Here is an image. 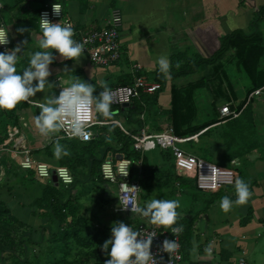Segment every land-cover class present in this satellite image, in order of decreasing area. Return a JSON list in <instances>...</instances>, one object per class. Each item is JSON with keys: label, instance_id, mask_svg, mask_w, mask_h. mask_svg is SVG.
<instances>
[{"label": "crops", "instance_id": "obj_1", "mask_svg": "<svg viewBox=\"0 0 264 264\" xmlns=\"http://www.w3.org/2000/svg\"><path fill=\"white\" fill-rule=\"evenodd\" d=\"M52 1L56 0H0V21H4L8 27L13 48L20 41H28L17 63L19 72L28 66L32 53L41 51L38 47V41L42 35L38 15L40 10ZM57 1L64 4L66 17L70 18L77 28L83 29L104 26L112 9L118 6V2H123L126 6L132 5V8L128 6V20H124V27L121 31V40L126 51L125 59L126 62L132 64L131 68L134 64H138L142 67L144 74L153 77L159 69L157 61L161 55H167L171 60L174 53L189 51L190 54L211 58L221 47L223 38L237 31L251 33L256 29L264 36V0ZM3 11L7 12L8 21L3 16ZM178 12L183 13L180 15ZM185 14L187 17L184 16ZM20 27L28 31L19 34L17 29ZM231 50H228L218 63H221L223 70L227 72L234 92L230 91L225 81L223 89L227 96L214 101L206 87L197 88L193 94L197 106L194 125H206V127L193 134L181 145L187 151L221 167H232L234 160L237 171L236 179H243L248 183L252 196L245 205L233 204L232 209L225 213L219 206L220 200L228 196L233 202L235 201V183L216 192H205L193 186L181 187L180 185L176 186V190L167 187L165 191H161L166 199H175L180 202V207L177 209L179 219L176 224L183 226L184 256L185 261L189 263L235 264L239 257L245 256L252 264H264V93L253 96L249 101V95L255 91L249 92L252 88L250 81V86L245 87L244 98L238 104L240 94L229 71L232 63L227 60L231 58L234 51ZM53 55L56 56V60L50 65L52 73L50 78H53L61 69H56L58 66L67 68L68 72L74 75L73 79L77 76L85 82L94 84L95 87L101 86L102 83L117 84L126 75H131V69L128 72L125 70L118 72L120 62L105 70L96 67L84 55L76 61L62 60L55 52ZM213 67L214 63L211 62L201 69L182 74L174 79L170 75V78L164 79L165 84L157 93H145V96L142 94L139 99L143 105L142 110L140 107L136 109L135 104L131 109H129L131 104L121 106L127 108L126 111L116 110L117 115L113 120H118L124 129L119 124L114 123V125L130 134L138 133L142 128L151 134L166 132L170 129L175 132L170 116L173 85L178 89H184L190 83L201 81L206 76L209 78L213 75ZM188 75L191 76V81L180 80ZM259 88H264V86ZM227 103H230L232 108L242 109L238 118L223 119L220 109ZM23 104H27L28 116L34 117L30 103H20L15 110V115L17 113L20 115V125H9L10 127H7L4 133L7 132L8 138L11 133L13 135L18 133L16 137L22 138L20 142L31 150V155L35 159L48 163L53 168L65 166H57L54 160L44 152V149L52 146L53 143L41 137L31 124V128L26 127L27 124L22 118L28 117L25 111L21 110ZM4 111L0 110V114L9 113V111ZM100 120H105V118L102 117ZM211 122L214 123L208 125ZM27 128L30 132L26 130ZM59 136L62 137V132ZM111 143H116V141ZM116 145L113 144L115 147ZM157 154L151 153L148 157L146 153V161L153 166H164L161 162V159L164 160L162 151ZM14 163L22 168L17 160ZM179 172L187 179H194L196 182L194 177L185 172ZM134 174L138 177L140 168ZM37 179L40 178L37 177ZM14 201L9 200L8 203L16 207ZM23 208L26 207L23 206ZM29 211L31 214V209ZM27 213L23 211L22 215ZM34 218L37 219V217ZM244 219L248 221L243 224L241 222ZM210 243L213 245V252L212 256L208 257L205 247Z\"/></svg>", "mask_w": 264, "mask_h": 264}, {"label": "trees", "instance_id": "obj_2", "mask_svg": "<svg viewBox=\"0 0 264 264\" xmlns=\"http://www.w3.org/2000/svg\"><path fill=\"white\" fill-rule=\"evenodd\" d=\"M230 49L235 50L234 56L236 57L237 63L244 69L251 81L252 88L249 89V92L264 86V65H261L264 59V36L256 29L251 33L237 31L225 36L221 47L211 58H204L199 54H190L189 51L174 53L170 60L172 65L170 75L173 79L182 74L201 69L205 64L214 63L213 75L211 77L208 78L206 76L201 81L190 83L184 89H178L173 85L170 116L177 135L191 137L206 127V125H194L197 106L193 94L197 88L206 87L214 101L227 96L226 91L223 89L225 81H227L230 91L234 92L227 72L223 70V65L218 63L221 57ZM177 62H181L179 69L175 66ZM154 77L158 78L162 85L165 84V77L159 72V69ZM206 80L207 83H205ZM132 82L133 77L126 75L117 84L106 85L109 88H113L117 85L131 84ZM95 89V94L97 95L103 91L101 86H97ZM141 97L135 99L129 106V109L135 104L136 109L140 107L142 110L143 105L139 100ZM111 109L113 112L116 110L120 112L128 110L121 106L112 105ZM15 110L16 108L9 112L15 114ZM212 123L214 122L208 125ZM109 127H114L112 133H109ZM97 130V137L88 142L63 137L60 143L66 146L70 152L69 156L57 159L54 156L53 145L44 149L47 156L53 159L57 166L65 165L69 167L75 176V182L71 186H65L63 184L56 185L52 181V183L43 188L41 195L34 198L29 205H25L31 209V215L33 217H39L43 221L40 230L42 229V232L45 234L48 233V247H52L54 253L52 252V255L49 256V262L46 264H105V261L110 258L102 250V245L106 240L111 238V228L114 223L110 225L105 223L101 226L97 225L96 233L89 232V225L87 223L90 222V219L82 214L81 207L79 206L80 203L75 201L76 198H74V194L72 193L73 187L76 186H79L83 190V193H80L81 195L92 194L97 189L101 201L97 199L96 201L99 202L101 207H104L105 204L109 205V199L105 197L107 183L101 175V167L104 161L110 157L115 160L118 159L117 157L119 155H122L133 160V162L142 159L141 168L143 178L141 179V197L146 184H150L153 181L162 184L170 182L168 179L172 181L177 179L181 187L193 186L198 189L194 179L172 176L170 171L176 169L172 152L159 150L164 155V166H153L146 161V154L142 155L141 152L135 149V141L131 135L125 133L119 126L113 123L99 127ZM109 134L112 136V141H116V143H113L117 144L116 147L112 143L106 142L105 137ZM7 138V132H0V144L4 143ZM37 158L41 159L40 156H37ZM14 162L15 160L13 159L5 160L7 172L2 181H0V188L7 182L12 173H17L18 171L21 174L25 173L23 175L25 182L36 184L38 177L36 172L33 169H22ZM11 169L15 171L10 173ZM134 173L133 171V176L135 175ZM145 179L147 180L145 182L146 184L143 182ZM168 186L170 188L172 187L169 183ZM174 186L175 183L173 184ZM86 187L89 188L87 189ZM12 208L13 204L0 198V258L3 264H9L10 260L13 261V264H28L29 260L26 253L29 250V243L33 242L32 236L27 230L30 226L27 224L28 221L22 217L20 219L13 212ZM126 214L128 215L129 213ZM129 219L130 225L134 218ZM248 219H244L241 223H246ZM101 221L103 222L104 220L102 219Z\"/></svg>", "mask_w": 264, "mask_h": 264}, {"label": "clouds", "instance_id": "obj_3", "mask_svg": "<svg viewBox=\"0 0 264 264\" xmlns=\"http://www.w3.org/2000/svg\"><path fill=\"white\" fill-rule=\"evenodd\" d=\"M53 14L59 16L62 12L61 6L57 3L52 5ZM41 38L38 47L41 51H36L30 55L28 66L22 72L17 70V63L20 54L24 52L27 40L20 41L13 49L0 52V110L12 111L20 103L27 102L39 108V114L34 117V126L38 134L45 140L53 143L54 156L60 159L69 156L70 152L65 145L60 143L63 137L59 133L67 131L71 138H90V133H86L87 122L83 119L85 114H95L102 116L106 121H112L117 115L111 109L114 101L112 90L101 84L103 91L95 94V86L85 82L77 76L66 87H61L59 95H51L45 98L44 102H38L32 98L37 93H42L47 86H53L48 78L51 76L50 65L56 60L53 52L58 53L62 60H80L84 53L83 43L74 39L75 32L71 23L51 22L47 18V13L40 18ZM28 31L24 27L17 29L19 34ZM9 30L0 27V45H8ZM159 72L165 78H170L171 62L167 55L158 58ZM176 68L181 67V62L176 63ZM65 72H68L65 68ZM35 82V83H34ZM114 127H109L112 133ZM107 143L112 142V136L105 137ZM43 171V170H42ZM215 172V169L213 170ZM60 176L66 183H71V177L67 170H62ZM215 187V185L213 186ZM236 199L233 202L228 196L220 200V208L228 213L233 204L237 206L245 205L252 192L248 183L243 179L235 180ZM131 205V212L146 218L155 226L171 229L175 236L183 231V226L175 227L179 213L177 209L180 202L175 199H151L143 207L138 203H129L125 200L122 210H128ZM155 233H148L146 236L134 230L131 226L122 221L114 222L111 228V238L102 245V250L110 257L105 264H163V257L159 261L153 255L151 247ZM176 240L165 239L162 246L158 248L159 253H167L170 257L178 250ZM110 249V251H109ZM213 245L210 243L205 247L208 257L212 256Z\"/></svg>", "mask_w": 264, "mask_h": 264}, {"label": "built area", "instance_id": "obj_4", "mask_svg": "<svg viewBox=\"0 0 264 264\" xmlns=\"http://www.w3.org/2000/svg\"><path fill=\"white\" fill-rule=\"evenodd\" d=\"M59 4L62 12L59 16L53 14L52 5ZM47 13V18L51 22L71 23L75 32L74 39L84 45V56H87L90 61L99 68H111L113 65L119 63L125 56L124 45L121 40V31L124 27V13L119 7L112 9L111 15L108 18L104 26H93L89 29L77 28L72 20L65 15V6L60 1H52L43 7L38 15V24L40 27V18L42 14ZM0 27L8 29L4 21H0ZM10 43L6 46L0 45V52L11 50L13 48V41L9 33ZM131 75L133 82L131 84H121L116 87L110 88L114 94V101L111 105L123 106L125 104H131L135 99L140 98L142 94L149 93L155 94L162 89L161 81L153 76H148L143 73L142 67L138 64H134L131 68ZM66 87V86H63ZM61 91V87L59 92ZM264 88H258L252 92L248 100L255 95L263 94ZM223 119H236L240 116L242 109L232 108L230 103L223 105L220 109ZM83 119L87 122L86 133H90V138L78 139L82 142H88L93 140L98 135V127H103L109 123L119 124L122 128V124L118 120L106 121L95 119V114H85ZM124 129V128H123ZM62 137L71 138L67 131H61ZM127 134H130L125 130ZM18 134V133H17ZM16 134V135H17ZM13 133L10 134L7 141L0 144V181L4 178L7 172L5 160L13 159L17 160L21 167L25 170H35L39 178H51L55 174L58 178L59 184L65 186H71L75 182V176L71 170L66 166H58L53 168L50 164L39 161L31 155V150L22 144L21 137H16ZM134 139V147L136 150L142 153L159 149L165 152H172L177 170L185 172L186 174L196 179L197 187L205 192H216L226 186L233 185L236 180V165L232 161V167H221L213 162H210L193 152L187 151L182 147V143L190 139V137H182L177 135L173 129L166 132L159 133H148L146 129L142 128L141 131L135 134H130ZM140 174L138 177L133 176V160L123 157L122 159H112L111 157L104 161L101 167V175L109 186H114L117 189L118 194V206L114 209L117 214L129 213L145 219L144 221H136L131 226L134 230L141 232L142 235L148 233H155L156 236L153 238V244L151 251L156 259L159 261L160 256L163 257V264H170V257L167 253H159L158 248L162 246L165 239L176 240L179 247L178 250L171 257V264H197L193 262H186L183 253L182 245V233L183 231L175 236L171 233V229L161 228L150 223H147L146 218L131 212V205L128 210H122L124 201L127 200L129 203H138L141 206V174H142V159L138 160ZM215 169V172L213 171ZM43 170V171H42ZM62 170H67L70 177L71 183H66L63 177L60 176ZM215 185V187H213ZM112 191V190H111ZM116 194V195H117ZM142 207V206H141ZM108 208L111 210V206ZM135 221V220H133ZM179 227L180 225H174ZM0 264H3L0 258ZM235 264H252L248 261L247 257L241 256Z\"/></svg>", "mask_w": 264, "mask_h": 264}, {"label": "rangeland", "instance_id": "obj_5", "mask_svg": "<svg viewBox=\"0 0 264 264\" xmlns=\"http://www.w3.org/2000/svg\"><path fill=\"white\" fill-rule=\"evenodd\" d=\"M120 9L123 10L124 16H126V18H124V20H128L127 16H128V9L132 8V5H127L124 4L123 2H118L117 3ZM129 6V8H128ZM7 12L3 11V16L6 18V20L8 21V14H6ZM180 15L183 13L178 12ZM177 14V13H176ZM185 17H187V14L184 15ZM264 23V22H263ZM128 24V22H127ZM264 25V24H263ZM261 25V27L263 26ZM13 49V48H12ZM232 51V50H231ZM235 51V50H234ZM233 51L231 58L227 59L228 62H231L232 64L229 66V71L232 74L233 77V81L235 83V87H237V91L240 94V99L237 100L238 104L241 103L242 99L244 98L245 95V87H249L250 86V80L248 75L245 73L244 69L237 63L236 57L234 56L235 52ZM25 62V61H23ZM120 65L119 70H125L126 72H128L131 69V63L129 64L128 62H126L125 56L122 58V60L119 63ZM261 65H264V59L261 62ZM61 68V69H60ZM56 69H60L59 71H57L56 75L53 76V78H48L49 83H51L53 86H47L45 87V90L42 93H37L35 97H33V99L39 100L41 102H44L45 98L51 95H59V89L61 86L66 85L68 86V84L73 80L74 75L70 72H65L64 67H56ZM105 70L109 69V68H103ZM117 69V68H116ZM180 80H186V81H191L192 78L190 75H188L187 77H183ZM35 83V82H34ZM94 85V84H93ZM241 100V101H240ZM27 104H23L21 107V110L26 113L27 110ZM32 107V112L34 114V117L36 115L39 114V108L37 106H35L34 104H30ZM19 110V111H21ZM5 112V111H4ZM31 112V111H29ZM25 118L23 117L22 119L24 120V122L27 124L26 127L30 128L32 126H34V117L30 118L28 116ZM17 116V117H16ZM102 118V116H97L95 115V119L100 120ZM20 115L17 113L16 115L9 112L7 114L1 115L0 114V132L4 133L5 129L7 127H10L9 125H20ZM32 126H31V125ZM35 127V126H34ZM96 127H100L99 125H97ZM26 130H29V128H27ZM35 131H37L34 128ZM159 152V149H157L154 152H147V156L149 157L151 153L157 154ZM158 155V154H157ZM160 158L161 155H160ZM162 164H164V160L161 159ZM157 163V161H156ZM138 168H139V163L138 162H134V172H138ZM12 171H15L13 169L10 170V173ZM18 171V170H17ZM170 173L172 174V176H176V177H180L182 176L183 178H186L185 175H183L181 172L177 171V169H173L170 171ZM23 175H25V173H20V171H18L17 173H12L10 175V178H8L7 182L1 186L0 188V198L4 199L5 201H9V200H15L14 201V205H16V207H13V212L18 215V217L21 219L24 218L26 219L28 222L27 224L30 226V228L27 230L30 232L31 236H32V243H29V250L27 251V256H28V260L29 263L28 264H46L48 263V258L49 256L52 255V252L54 253V250L52 247H48V233H43L42 229L40 230V227L42 225V220L37 217L32 219V216L30 214V209L28 207H26L25 205H29L30 202L32 201L33 197L37 196V194H41L43 188L52 183L51 178H40L37 179L36 184H29L27 182H25L23 180ZM237 176V175H236ZM172 177V178H173ZM237 178V177H236ZM170 182H165L162 184H159L157 181L156 182H151L150 184H146L145 182L147 181L146 179L143 181L146 186L144 188L142 197H141V205H145V203L147 201H150L151 199H166V197L164 196L165 194L162 193L161 191H165L164 189H166L169 185H171L172 189L174 188L176 190V186L179 185V181L176 180H170L168 179ZM175 183V186L173 187V184ZM36 185V186H35ZM87 189L89 187H86ZM112 190V191H111ZM94 191V190H93ZM106 195L105 197H107V199H109L108 204L111 206V210L108 208L109 205H106L104 207H101L99 205V202L96 201L99 200L101 201V199H99V194H98V190L95 189L94 193L92 192V194H88V195H81L80 193H83V190H81V188L79 186L73 187L72 189V193L74 194V198L75 201H78L80 203V207H81V212L84 216L89 217L90 222L87 223L89 225V232L91 233H96L97 231V225H102V224H112L115 221H122L124 222L126 225H129V221L132 217L135 219V221H133V223H137L136 221H144L143 219H141L140 217L138 218L137 216L135 217V215L133 214H126V213H120L117 214L114 209L119 205L118 204V194H117V189L114 186H109V188L105 189ZM117 194V195H116ZM92 195V196H90ZM12 203V201H11ZM18 204V206H17ZM26 207V208H23ZM23 211H27L28 213L25 215H22ZM100 213V215H99ZM104 220L103 222L101 220ZM129 219V220H128ZM133 219V220H134ZM31 220V221H30ZM128 220V221H127ZM133 223H131L130 225L132 226ZM129 225V226H130ZM7 256V255H6ZM10 263L13 264V261L10 260ZM9 263V264H10Z\"/></svg>", "mask_w": 264, "mask_h": 264}, {"label": "water", "instance_id": "obj_6", "mask_svg": "<svg viewBox=\"0 0 264 264\" xmlns=\"http://www.w3.org/2000/svg\"><path fill=\"white\" fill-rule=\"evenodd\" d=\"M124 106H129V104H125ZM117 158H118V159H122L123 156H122V155H119ZM53 173H54L53 178H52V179H53V182H54L56 185H59L58 178H57V176H56V174H55V170H53Z\"/></svg>", "mask_w": 264, "mask_h": 264}]
</instances>
